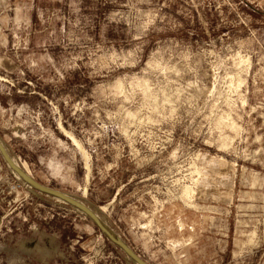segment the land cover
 I'll list each match as a JSON object with an SVG mask.
<instances>
[{
	"label": "rangeland",
	"instance_id": "1",
	"mask_svg": "<svg viewBox=\"0 0 264 264\" xmlns=\"http://www.w3.org/2000/svg\"><path fill=\"white\" fill-rule=\"evenodd\" d=\"M0 140L148 264H264V13L0 0ZM0 264L134 263L0 156Z\"/></svg>",
	"mask_w": 264,
	"mask_h": 264
},
{
	"label": "water",
	"instance_id": "2",
	"mask_svg": "<svg viewBox=\"0 0 264 264\" xmlns=\"http://www.w3.org/2000/svg\"><path fill=\"white\" fill-rule=\"evenodd\" d=\"M0 156L3 162L7 165V167L15 174L25 185L29 186L31 189L53 197L57 200H60L74 209L78 210L82 214H84L100 231V233L116 248L121 250L129 260H131L134 264H148L145 260H143L139 255H137L127 243H125L117 234H115L97 215L96 213L81 203L80 201L65 195L57 190L46 187L37 181H35L23 168H21L10 156L4 144L0 140Z\"/></svg>",
	"mask_w": 264,
	"mask_h": 264
},
{
	"label": "built area",
	"instance_id": "3",
	"mask_svg": "<svg viewBox=\"0 0 264 264\" xmlns=\"http://www.w3.org/2000/svg\"><path fill=\"white\" fill-rule=\"evenodd\" d=\"M253 9L264 13V0H245Z\"/></svg>",
	"mask_w": 264,
	"mask_h": 264
},
{
	"label": "bare ground",
	"instance_id": "4",
	"mask_svg": "<svg viewBox=\"0 0 264 264\" xmlns=\"http://www.w3.org/2000/svg\"><path fill=\"white\" fill-rule=\"evenodd\" d=\"M77 144V143H76ZM15 161V160H14Z\"/></svg>",
	"mask_w": 264,
	"mask_h": 264
}]
</instances>
